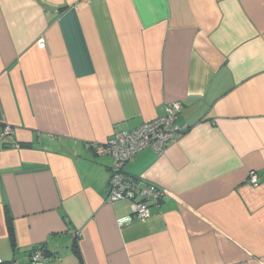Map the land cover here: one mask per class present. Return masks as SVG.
Instances as JSON below:
<instances>
[{
	"label": "crops",
	"instance_id": "crops-1",
	"mask_svg": "<svg viewBox=\"0 0 264 264\" xmlns=\"http://www.w3.org/2000/svg\"><path fill=\"white\" fill-rule=\"evenodd\" d=\"M176 102L180 134L124 168L169 194L140 222L106 202L114 160L89 145ZM35 250L264 264V0H0V259Z\"/></svg>",
	"mask_w": 264,
	"mask_h": 264
},
{
	"label": "built area",
	"instance_id": "built-area-1",
	"mask_svg": "<svg viewBox=\"0 0 264 264\" xmlns=\"http://www.w3.org/2000/svg\"><path fill=\"white\" fill-rule=\"evenodd\" d=\"M45 46V42L40 40L39 47L44 49ZM181 110L182 104L176 102L167 108L165 116L153 122L136 130L118 132L112 140L105 144L89 145L98 156H111L114 160L106 202L109 204H117L125 200L131 202L132 214L140 222H147L151 218V205L161 203L169 194L153 184L141 185V181L127 175L124 168L133 161L138 153L146 149L156 154L164 152L169 142L181 132L178 124ZM248 182L253 188L259 187V178L256 172H250ZM129 221L130 218H126L119 220V223L124 225ZM48 256L46 251L35 250L31 254V263L40 264ZM0 264H4L1 259Z\"/></svg>",
	"mask_w": 264,
	"mask_h": 264
},
{
	"label": "trees",
	"instance_id": "trees-1",
	"mask_svg": "<svg viewBox=\"0 0 264 264\" xmlns=\"http://www.w3.org/2000/svg\"><path fill=\"white\" fill-rule=\"evenodd\" d=\"M24 147H31V146H24Z\"/></svg>",
	"mask_w": 264,
	"mask_h": 264
}]
</instances>
